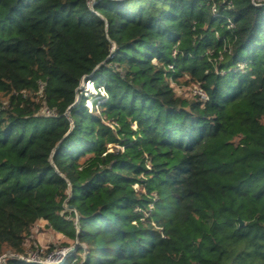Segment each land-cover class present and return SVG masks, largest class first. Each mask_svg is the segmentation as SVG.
<instances>
[{"label": "trees", "instance_id": "trees-1", "mask_svg": "<svg viewBox=\"0 0 264 264\" xmlns=\"http://www.w3.org/2000/svg\"><path fill=\"white\" fill-rule=\"evenodd\" d=\"M41 219L60 264H264V0H0V264Z\"/></svg>", "mask_w": 264, "mask_h": 264}, {"label": "rangeland", "instance_id": "rangeland-1", "mask_svg": "<svg viewBox=\"0 0 264 264\" xmlns=\"http://www.w3.org/2000/svg\"><path fill=\"white\" fill-rule=\"evenodd\" d=\"M177 92L181 95L192 96L194 93V86L186 85L184 83L178 84L173 82ZM104 90L99 91L93 82L86 80L85 84L80 87L78 99H81L82 94L85 97H91L87 100V106L92 109L93 99L102 95ZM42 112L47 113V109L43 108ZM69 218V216H67ZM74 240L65 231L59 228V225L53 224L50 221L41 219L34 225L31 235L26 240V247L28 249L27 258H45L50 253L59 251L64 247L73 246Z\"/></svg>", "mask_w": 264, "mask_h": 264}, {"label": "built area", "instance_id": "built-area-1", "mask_svg": "<svg viewBox=\"0 0 264 264\" xmlns=\"http://www.w3.org/2000/svg\"><path fill=\"white\" fill-rule=\"evenodd\" d=\"M95 0H88V5L93 8V4H94ZM91 82V81H89ZM194 93L195 95H198L201 99L205 100L207 99V95L205 93V91L198 87L197 85L194 86ZM46 114H51V111L47 109V113ZM136 188H138V185L135 186ZM75 249L74 246H70V247H64L63 249H60L59 251H55L50 253L47 257L45 258H39V259H35V258H27L26 256L23 257L21 256V258L25 261H29V262H50L51 264H60L62 262V260L65 258V256H68L71 252H73Z\"/></svg>", "mask_w": 264, "mask_h": 264}, {"label": "water", "instance_id": "water-1", "mask_svg": "<svg viewBox=\"0 0 264 264\" xmlns=\"http://www.w3.org/2000/svg\"><path fill=\"white\" fill-rule=\"evenodd\" d=\"M86 80H88V78H86ZM239 220V225L242 226L244 224L243 220L242 219H238ZM67 256H65V258L62 260L64 261L66 259ZM42 264H51L50 262H42Z\"/></svg>", "mask_w": 264, "mask_h": 264}]
</instances>
